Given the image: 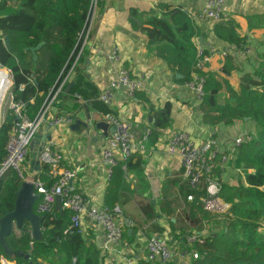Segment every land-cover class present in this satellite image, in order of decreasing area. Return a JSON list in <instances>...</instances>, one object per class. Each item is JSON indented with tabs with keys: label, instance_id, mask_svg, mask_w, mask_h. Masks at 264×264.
I'll use <instances>...</instances> for the list:
<instances>
[{
	"label": "trees",
	"instance_id": "16d2710c",
	"mask_svg": "<svg viewBox=\"0 0 264 264\" xmlns=\"http://www.w3.org/2000/svg\"><path fill=\"white\" fill-rule=\"evenodd\" d=\"M99 0H0V67L8 69L12 82V102L23 105V114L31 121L35 120L46 102L55 92L77 57L84 37L93 33L88 30L93 9ZM161 8H166L161 6ZM142 33L150 42L157 43L156 57L160 58L168 72L176 81L185 84L190 80L195 62L196 46L191 39L194 36L191 24L185 14L176 10L168 11L164 17L151 18L146 22ZM231 22L215 23L213 36L216 42L241 48L243 39L236 33ZM7 37L8 43L1 39ZM43 42L33 61L31 54L25 51ZM84 50V49H83ZM79 55L71 75L73 85L65 92L68 83L56 97H79L90 108L102 115H110L109 109L98 101L97 90L82 75L81 63L86 53ZM236 67L231 57L224 59L217 81L207 76L204 97L199 107L202 122L208 126H232L247 119L254 132L234 148L231 155L236 167L241 168V177L234 184L221 183L219 168L220 156L216 155V167L211 176L220 183V199L230 205L229 215L218 233L209 236L203 244L194 248L199 258L191 264H264V234L257 231L264 229V52L258 61V67L250 74L240 77L235 90L230 89L227 77ZM225 88L227 97L219 101V93ZM153 128L148 142L154 145L159 135L170 127V106L168 104L154 114ZM16 117L7 112L0 125V164L6 158V143L11 134ZM229 157L230 153L225 152ZM30 155L27 153L25 162ZM124 167V170L122 169ZM129 163L118 165L108 180V187L103 206L108 210L117 208L122 218L121 206L127 200L129 187L125 182V173ZM42 172L35 178L50 184L49 167L41 164ZM22 176V174H21ZM23 177V176H22ZM24 178V177H23ZM22 183L15 171H8L0 177V218L12 211L14 194ZM125 192V195L123 194ZM192 200L187 201V196ZM204 195L203 187L197 190L189 188L185 182L180 196L183 198L179 209L184 213L185 222L201 226L208 214L199 202ZM148 213V212H147ZM71 213L53 210L41 217L42 238L31 239L28 224H24L19 236H11L7 244L13 252L22 250L29 255V260L8 258L15 264H40L50 259L48 264H102V257L93 244H88L76 233L64 234ZM157 215L154 216L156 218ZM218 223V222H217ZM170 239L183 243V237L189 235L183 227L170 223ZM198 228V227H197ZM127 235L124 228V244H132L135 238L134 227ZM175 230L181 231L179 235ZM0 255L3 254L0 252ZM53 260V261H52ZM137 264H150L138 259Z\"/></svg>",
	"mask_w": 264,
	"mask_h": 264
},
{
	"label": "crops",
	"instance_id": "0c3cea01",
	"mask_svg": "<svg viewBox=\"0 0 264 264\" xmlns=\"http://www.w3.org/2000/svg\"><path fill=\"white\" fill-rule=\"evenodd\" d=\"M98 2L89 21L88 30L93 29V33L83 46V53L87 55L80 64L82 75L97 90L98 95L108 87L119 67L127 71L130 79H137L143 83V88L132 98L126 97L122 88L114 90L111 103L107 107L111 115L130 123L135 141H141L147 133L150 134L155 121L154 114L164 105L170 106V127L162 131L154 145L148 142L144 153L133 155L127 162L131 167L124 177L129 187L127 199L133 202L135 208H144L148 213L140 223L133 218L132 222L123 218L129 223L130 228L134 227L135 230L132 244L128 247L124 244L126 260L122 257L117 260L116 256L112 258L104 256L100 249L102 246L100 231L88 221L84 222L86 241L99 251L102 264H117L115 263L117 261L118 264H137L138 259H144V245L149 237L160 235L169 237L172 234L170 223L176 227H183L185 232L190 231L178 219L169 216L165 210L177 212L180 204L183 207L180 191L183 190L185 183L178 159L167 157L164 153L163 144L168 136L174 132L184 131L196 145L210 139L220 152H230L232 148L229 146L233 140L244 138L243 133L246 132L244 130L250 128L251 132L253 126L245 120L227 127L222 125L211 127L204 124L199 108L195 106L184 84L178 83L168 72L163 61L156 57L158 44L150 42L141 31V28L147 27L146 22L149 19L162 18L168 11L176 10L185 14L189 20L194 32L191 41L196 48L208 42L218 48L228 47L229 45L216 42L214 39V23L201 17L204 0ZM161 6L166 8L163 9ZM224 22L233 23L236 33L243 39L240 44L242 54L231 57L236 69L226 78L230 89L235 90L241 76L257 69L260 56L264 52V0H230L222 14L221 23ZM114 49L118 62L110 59ZM224 59L219 56L212 57L205 68L206 77L209 75L220 81L222 77L219 73ZM71 82L73 77L67 80L68 85ZM226 97L225 88H222L219 101ZM82 104L86 103L79 97L62 96L47 111L45 122L38 133H50L54 150L62 157V165L76 171L77 176L71 183L72 189L81 194L88 203L103 206L109 182L106 180V168L101 161L100 152L112 136L109 132L112 125L106 121L105 115L87 104L94 123L108 124L104 131L98 129L84 134L70 131L69 123H61L58 126L49 124L51 119H67L70 113L79 112ZM39 146L40 142L35 147ZM28 154L30 159L24 163L23 170L28 177L35 178L36 174L42 172L41 164L35 165V154L32 151L28 150ZM231 155L224 166H219L220 180L224 184H234L242 175L241 168L236 167ZM122 169L124 170V167ZM123 194L125 195V192ZM54 207L56 209V202ZM58 211L62 212L60 209ZM180 232L175 230L176 235Z\"/></svg>",
	"mask_w": 264,
	"mask_h": 264
},
{
	"label": "built area",
	"instance_id": "2783aa9c",
	"mask_svg": "<svg viewBox=\"0 0 264 264\" xmlns=\"http://www.w3.org/2000/svg\"><path fill=\"white\" fill-rule=\"evenodd\" d=\"M229 1L204 0L201 17L214 24L221 22L224 8ZM94 8L95 3L93 5ZM87 33L79 53L71 66L70 74L64 77L50 99L46 102L44 108L33 121L23 114V105L12 102L11 74L8 69L4 68L5 70L3 71L6 73V90L0 100V106L5 96H7L9 99L6 113L11 112L16 117V121L6 143V158L0 164V177L6 172L13 170L22 181H26L34 187L35 193L39 195V199L35 203L33 210L39 217L44 216L53 209L55 198L58 197L60 199V210L71 213L64 234L74 232L85 241L84 222L88 221L91 226L96 227L100 231L102 240L100 249L104 256L110 258L116 256L117 258L115 259L117 260L122 257L126 260L125 253L123 252V248L125 249L123 242L125 221L120 216L119 210L117 208L108 210L104 206L88 203L81 194L72 189L71 183L77 176L76 171L62 165V157L54 150L52 142L40 154V164L46 165L50 169V184L42 183L33 177L25 179L21 176L19 170V165L26 159L28 144L44 124L47 111L56 101L58 94L62 92L68 78L72 76V70L83 50L84 42L87 40ZM1 41L4 43V39H1ZM241 54V48L234 46L218 48L210 42L197 46L190 80L184 84V87L192 96L196 107H200L204 97V86L207 78L205 68L210 59L214 56L226 58ZM110 59L118 62L115 49L112 50ZM118 88L124 90L126 97L132 98L137 91L143 88V83L137 79H130L127 71L119 67L108 87L98 95V101L109 107L113 91ZM105 119L110 125L115 127L114 133L100 152L101 161L106 168V180L108 181L113 170L118 165L124 166L133 155L145 152L149 133L141 141H135L132 137L129 122L120 120L111 114L106 115ZM61 123L68 124L69 120L57 118L51 119L49 122L51 126H58ZM243 140L244 138L233 140L229 146V148H232L229 153L235 154L233 147L239 146ZM163 150L167 157L178 159L182 167V177L190 189L197 190L203 187L204 195L200 198L199 202L205 213L225 217L229 215L230 205L223 202L219 197L220 183L218 179L211 176V172L216 167L213 160L216 155L220 156V167L228 162V156L225 155V151L220 152L215 143L210 139L201 145H196L184 131L171 133L163 144ZM186 200L191 201L192 195L187 196ZM209 236L204 225L199 229L191 230L189 235L182 238V244L172 241L170 236L168 237L167 235L151 236L146 240L144 245V260L150 264H191L200 257L194 247L203 244ZM115 263L118 264V261ZM0 264L11 263L4 256L0 255ZM40 264L44 263L41 262Z\"/></svg>",
	"mask_w": 264,
	"mask_h": 264
},
{
	"label": "water",
	"instance_id": "95a60500",
	"mask_svg": "<svg viewBox=\"0 0 264 264\" xmlns=\"http://www.w3.org/2000/svg\"><path fill=\"white\" fill-rule=\"evenodd\" d=\"M4 42L7 44L8 39L4 37ZM44 45L43 42L39 43L35 47L27 48L25 51H28L31 54L33 61L36 60V53ZM180 75H175V79H181ZM73 82L69 83L66 92L71 88ZM77 102L78 100L75 99ZM69 120V129L70 131H75L78 133L88 134L90 131H95L98 129L105 130L108 127V124L103 122L94 123L92 117L89 113V109L86 104L81 105V110L77 113H70L67 117ZM245 121L247 119H244ZM148 127V126H147ZM50 126L48 127V129ZM115 127H110L109 132L114 133ZM147 128H145V132ZM40 142L39 148L35 147ZM51 134L50 133H36L30 143L28 144V150L32 151L34 155V163L36 166L40 165V154L41 152L50 144ZM39 195L35 193L34 187L26 182L22 181L19 188L14 194V205L12 211L0 218V252L3 256L8 258H21L25 261L29 260V255L22 250H17L13 252L10 250L7 244V239L14 235L15 231H20L22 226L26 223L29 227V234L31 239L34 241H39L42 238L41 232V217L35 214L33 207L38 201ZM56 210L60 209V199L55 198ZM126 233L128 236L131 235L132 230L130 229L129 223L125 222Z\"/></svg>",
	"mask_w": 264,
	"mask_h": 264
},
{
	"label": "rangeland",
	"instance_id": "374dc122",
	"mask_svg": "<svg viewBox=\"0 0 264 264\" xmlns=\"http://www.w3.org/2000/svg\"><path fill=\"white\" fill-rule=\"evenodd\" d=\"M0 69L1 70H5L4 68H0ZM70 70H71V67L68 70L67 74H70V72H71ZM71 77H73V75ZM8 99L9 98L7 96H5V98L3 99L2 103H1V106H0V123H1V121H3L4 114L7 111L6 108L8 106ZM249 130H250V128H249ZM249 130H244V131H246V132L243 133L245 135L244 139L248 138V135L253 134L254 129H252L251 132ZM24 163L26 164V162L24 161L23 163H21L19 165V170H20L22 176L26 179V178H28V176L26 175V173L23 170ZM11 171H13V170H11ZM234 179L236 180L237 178H234ZM121 210H122L123 216H125L127 218L132 217L135 221H138V223L141 222V220L145 217V214L148 212L146 209L141 208V207H139V209L135 208L134 205H133V202L128 200V199L125 200L124 203L122 204ZM165 210H167V212L169 213V216L175 217L180 222H182L183 225L185 226V228H187V229L195 230L197 227H198V229L202 227V225L201 226L191 225V224L185 222V216H184V213L181 211V208L177 212L175 210H171V209H165ZM224 219H225V216L208 214V217L206 218V221L203 224L205 229L207 230V235L212 236L215 233H218L220 228H221V226H222L221 223H224V221H225ZM257 232L260 233V234H264V229L261 228ZM14 235L16 237H18L19 236V232L15 231ZM49 261H50V259H47L45 261H42V263L48 264ZM10 263L11 264H15V262H12V261H10Z\"/></svg>",
	"mask_w": 264,
	"mask_h": 264
},
{
	"label": "bare ground",
	"instance_id": "6f19581e",
	"mask_svg": "<svg viewBox=\"0 0 264 264\" xmlns=\"http://www.w3.org/2000/svg\"><path fill=\"white\" fill-rule=\"evenodd\" d=\"M5 78H6V73L3 70H0V100L6 90Z\"/></svg>",
	"mask_w": 264,
	"mask_h": 264
}]
</instances>
